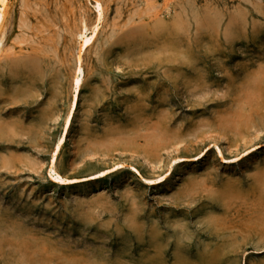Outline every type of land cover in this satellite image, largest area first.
<instances>
[{
  "label": "rangeland",
  "instance_id": "1",
  "mask_svg": "<svg viewBox=\"0 0 264 264\" xmlns=\"http://www.w3.org/2000/svg\"><path fill=\"white\" fill-rule=\"evenodd\" d=\"M99 1H8L0 264H264V0Z\"/></svg>",
  "mask_w": 264,
  "mask_h": 264
},
{
  "label": "bare ground",
  "instance_id": "2",
  "mask_svg": "<svg viewBox=\"0 0 264 264\" xmlns=\"http://www.w3.org/2000/svg\"><path fill=\"white\" fill-rule=\"evenodd\" d=\"M8 1L9 0H0V42L2 40V34H3L2 30L4 29V28L2 29V27L4 26V18H5V14L7 12ZM94 1H95V8H96L97 13H98L97 14L98 20H99L101 18V15H102V6H101V3L99 0H94ZM83 24H84V22H83ZM97 27H98V24H94L90 34H87V32H86L87 28H86L85 24L82 25V27H80V30L78 33L79 41H78V46H77L76 64L74 67V73H73V77H72V93H71V97H70L69 108H68V112L64 118L62 133L59 136L57 143H56V145L52 151L50 161L48 164V170L47 171H48L50 178L52 180H54L55 182L62 183V184L72 182L74 179L66 178L56 170V168H55L56 156H57V153H58V150H59L61 144L64 142L66 133H67L68 128L71 124V119H72V116L74 114V110H75L76 105H77L79 88L81 86L80 84H81V79H82V67H81L82 52L91 43L92 39L94 38V36L96 34ZM218 151H219V154H221L220 150H218ZM160 179H161V177L159 179H156V181L160 180Z\"/></svg>",
  "mask_w": 264,
  "mask_h": 264
}]
</instances>
